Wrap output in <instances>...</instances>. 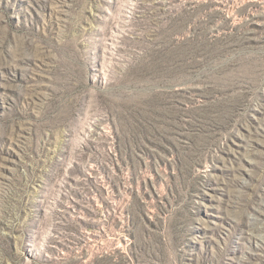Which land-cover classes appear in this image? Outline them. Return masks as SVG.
Listing matches in <instances>:
<instances>
[{"label":"rangeland","instance_id":"374dc122","mask_svg":"<svg viewBox=\"0 0 264 264\" xmlns=\"http://www.w3.org/2000/svg\"><path fill=\"white\" fill-rule=\"evenodd\" d=\"M0 264H264V0H0Z\"/></svg>","mask_w":264,"mask_h":264}]
</instances>
